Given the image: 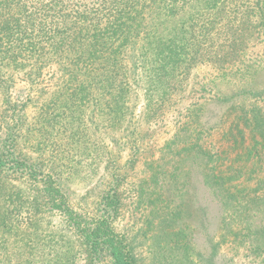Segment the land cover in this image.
<instances>
[{
	"label": "trees",
	"instance_id": "16d2710c",
	"mask_svg": "<svg viewBox=\"0 0 264 264\" xmlns=\"http://www.w3.org/2000/svg\"><path fill=\"white\" fill-rule=\"evenodd\" d=\"M203 64L219 76L196 96L189 80ZM0 106L14 123L0 182L39 189L20 205L61 216L49 229L58 239L28 237L25 254L0 263L81 264L82 252L84 264H140L141 230L170 264H198L202 233L213 256L224 245L264 256V0H0ZM170 118L174 134L137 170L144 124ZM58 137L101 163L91 212L63 182L64 163L46 159ZM128 201L134 234L118 222Z\"/></svg>",
	"mask_w": 264,
	"mask_h": 264
},
{
	"label": "rangeland",
	"instance_id": "374dc122",
	"mask_svg": "<svg viewBox=\"0 0 264 264\" xmlns=\"http://www.w3.org/2000/svg\"><path fill=\"white\" fill-rule=\"evenodd\" d=\"M218 76L219 72L214 67L207 64L200 65L194 70L189 80L188 90H199L200 92L198 93L194 92V95L198 96L200 93L206 92L205 89L210 86V83H214L213 81H216ZM26 85V82L18 79L15 90L23 89ZM193 98H195V96ZM188 101H190V99ZM26 115L29 116L26 122H29L32 118L31 113H27ZM173 120L174 118H170L165 125L159 127L150 128L149 124H144L143 130L149 132V135L143 141V149L140 160L137 163V170L142 167V169H145V164L149 162L151 158L153 159L158 156L159 146L172 137L176 126ZM13 124L12 117H10L8 111H5L0 106V146L5 142H12L11 140L14 138V134L12 133ZM38 133L43 137L40 141L38 139L37 147L44 148L46 136L42 135L43 130L38 131ZM56 133L55 131L54 134ZM80 151H85L86 154L83 157L76 155L78 150L73 149L71 145H60V139L58 137L57 142L53 141L52 145L47 149L45 156L47 160H57L64 163V165L61 166L64 170L63 182H66L69 187L73 200L78 202L77 204L85 205L86 210L91 212L94 204L92 203V199H86V196L97 187L96 185L99 181L103 184L102 166L101 163L99 165L96 162L95 158L91 157L93 153L92 155H87V148L82 146ZM123 152L127 153L128 151L124 149ZM75 160H80L81 163L76 164ZM144 160L147 161L144 162ZM13 184H15L16 187H12ZM206 191L207 190H201V193H206ZM18 194L21 195L20 199L17 198ZM10 195L13 196L10 197ZM33 195H35V199L38 196L40 197V190L28 189L24 185H20L19 182L14 179H8L5 184L0 182V259L6 257L15 258V256H18L21 252L25 254L27 251L25 248H22V242H26L28 237L35 238V244H39L45 241V238L48 239L56 236V234L49 229L56 230L57 227L60 226V215L53 214L51 211L33 209L25 202H22L20 205L19 202L23 198L31 199ZM210 197H208L207 202H210ZM210 204L209 214L212 223L209 232H213L216 221L214 216L217 212L215 209L217 208H215L213 203ZM21 207L22 211L19 210ZM27 207L32 210L30 212V214H32L31 219L28 216L29 211ZM133 212H137V209H135V205L132 204V202L128 201V204L123 208V214L118 222L120 224H128L131 228L130 232L134 234L141 222L139 223V219L135 217V214V216L133 215ZM9 215L10 218L7 219L8 226L3 227L2 218ZM89 215H91V213H89ZM15 218L18 221H15ZM138 234L134 251L137 258H139L140 264H170V261H166L161 257L159 251L154 249V247H150V233L148 231L144 232V230H141ZM212 238L213 237L209 235L206 236V234L203 233L196 238V246L201 253V256L197 257L198 264H264L263 255L254 256L250 254L246 248H240L239 251H237L228 248V245H224L221 248V253H217L213 256L212 247L215 241ZM55 239H58V237ZM68 246L70 247L66 248V250L70 248H80V246L75 243L73 244V242ZM78 256V261L84 264V253L80 252ZM227 258L230 260H227ZM0 264H9V262H2ZM22 264L26 263L22 261ZM102 264H107V261L104 260Z\"/></svg>",
	"mask_w": 264,
	"mask_h": 264
}]
</instances>
